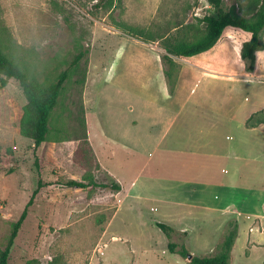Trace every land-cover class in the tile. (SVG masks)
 I'll return each mask as SVG.
<instances>
[{
  "label": "rangeland",
  "instance_id": "1",
  "mask_svg": "<svg viewBox=\"0 0 264 264\" xmlns=\"http://www.w3.org/2000/svg\"><path fill=\"white\" fill-rule=\"evenodd\" d=\"M259 3L223 0L222 8H234L250 17ZM215 14L206 0H0V48L40 83L54 82L62 71H68L47 139L36 148L29 139L14 137L13 125L19 122L26 102L19 84L11 79L0 87V124L6 130L0 135V249L37 189L11 248L9 264H189L188 258L167 250L165 235L145 221L148 209L144 218L131 199L109 226L118 204L117 183L94 159L85 179L90 182L88 188L75 189L64 182L80 180L84 174L74 153L89 155L84 142L83 91L88 64L99 61L100 56L96 49L91 51L94 26L106 31L125 23L157 37L175 29L171 36L175 37L186 23ZM244 40L227 28L220 43L228 48V57L219 61L231 63L236 73L252 78L234 102L241 109L252 110L264 105V48L256 52V62L249 68L240 54ZM261 41L264 45V34ZM80 52L83 56L74 63ZM106 56L105 68L99 70L102 78L108 77ZM83 155L79 152L77 157ZM172 239L185 244L181 233H174ZM194 243L191 238L186 246L191 254L208 255L216 248L195 253ZM233 263L252 264L239 245Z\"/></svg>",
  "mask_w": 264,
  "mask_h": 264
},
{
  "label": "crops",
  "instance_id": "2",
  "mask_svg": "<svg viewBox=\"0 0 264 264\" xmlns=\"http://www.w3.org/2000/svg\"><path fill=\"white\" fill-rule=\"evenodd\" d=\"M95 49L99 61L89 62L83 91L85 138L100 169L119 186L109 226L131 199L143 217L148 209L146 223L170 226L185 236V246L193 238L195 253L205 254L235 219L231 264L238 245L248 261L261 264L264 123L247 127L246 121L264 105L250 110L234 104L252 78L219 61L228 57L219 43L199 55L172 56L177 72L170 93L159 38L144 42L95 25ZM106 55L108 77L102 78ZM13 126L20 140L18 122Z\"/></svg>",
  "mask_w": 264,
  "mask_h": 264
},
{
  "label": "trees",
  "instance_id": "3",
  "mask_svg": "<svg viewBox=\"0 0 264 264\" xmlns=\"http://www.w3.org/2000/svg\"><path fill=\"white\" fill-rule=\"evenodd\" d=\"M206 1L215 10L216 14L204 15L197 20V23H186L182 28L183 31L178 32L175 37L163 38L164 35L157 37L149 34L141 27L130 26L125 23H120L119 28H117L118 30L121 29L120 31L125 35L144 42L154 41L156 38L160 39V44L165 50L161 59L165 65L164 76L170 93L173 91L177 72V64L172 56L187 58L214 48L223 40L227 28L235 37H245L240 54L249 63V68H252L256 62V52L261 47L264 48L261 41L264 34V0H260L257 10L250 17L240 15L234 8L228 10L222 8L223 0ZM83 54V52H80L76 55L73 62L79 61ZM67 78L68 71L64 70L56 81L48 84L40 83L34 77L29 76L13 58L0 48V87L6 86L11 79L19 84L26 102L22 107L18 132L20 136L32 141L34 148L47 139L52 111L57 104ZM260 123H264V109L251 115L246 121V126L254 127ZM84 142L87 146L86 152L89 155L81 151H76L77 153L75 152L73 155L74 161L84 169V174L80 180L67 179L64 182L67 187L75 189L88 188L90 182H86L85 179L89 177L87 170L91 165V159H94L99 167L95 154L86 138ZM79 152L84 154L80 158L77 157ZM1 158L0 151V163ZM40 186L41 181L39 180L37 188ZM115 186L117 189L119 188L118 185ZM36 192L37 189L33 192L18 220L13 223L7 243L3 249H0V264H9L11 248L27 216L28 205L32 204ZM156 226L161 229L167 238V250L171 253H179L184 258L190 256L189 264H230L231 250L238 234L237 220L231 219L227 222L222 241L216 246L215 251L208 255L191 254L183 243L173 241L172 237L176 232L173 228L161 222H157ZM27 264L31 263L28 262ZM261 264H264V260Z\"/></svg>",
  "mask_w": 264,
  "mask_h": 264
},
{
  "label": "water",
  "instance_id": "4",
  "mask_svg": "<svg viewBox=\"0 0 264 264\" xmlns=\"http://www.w3.org/2000/svg\"><path fill=\"white\" fill-rule=\"evenodd\" d=\"M187 258L190 259V256H188Z\"/></svg>",
  "mask_w": 264,
  "mask_h": 264
}]
</instances>
